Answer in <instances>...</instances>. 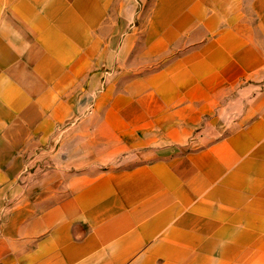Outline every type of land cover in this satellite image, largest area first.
I'll return each instance as SVG.
<instances>
[{
	"label": "crops",
	"instance_id": "crops-1",
	"mask_svg": "<svg viewBox=\"0 0 264 264\" xmlns=\"http://www.w3.org/2000/svg\"><path fill=\"white\" fill-rule=\"evenodd\" d=\"M0 264H264V0H0Z\"/></svg>",
	"mask_w": 264,
	"mask_h": 264
},
{
	"label": "rangeland",
	"instance_id": "rangeland-1",
	"mask_svg": "<svg viewBox=\"0 0 264 264\" xmlns=\"http://www.w3.org/2000/svg\"><path fill=\"white\" fill-rule=\"evenodd\" d=\"M122 3L124 4V6H128L130 4H132V0H122ZM143 13L141 14V17H143Z\"/></svg>",
	"mask_w": 264,
	"mask_h": 264
},
{
	"label": "built area",
	"instance_id": "built-area-1",
	"mask_svg": "<svg viewBox=\"0 0 264 264\" xmlns=\"http://www.w3.org/2000/svg\"><path fill=\"white\" fill-rule=\"evenodd\" d=\"M87 110H88V108H87Z\"/></svg>",
	"mask_w": 264,
	"mask_h": 264
}]
</instances>
